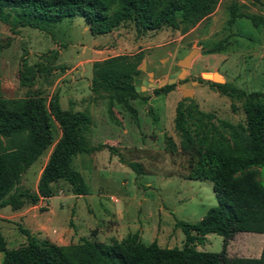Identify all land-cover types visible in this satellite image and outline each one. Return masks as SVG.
<instances>
[{
  "label": "rangeland",
  "instance_id": "374dc122",
  "mask_svg": "<svg viewBox=\"0 0 264 264\" xmlns=\"http://www.w3.org/2000/svg\"><path fill=\"white\" fill-rule=\"evenodd\" d=\"M230 2L241 13L264 16V0H218L207 17L185 32L163 26L139 36L130 23L94 36L79 16L62 18L45 30L24 26L13 33L0 22V96L38 94L47 102L57 94L62 108L89 114V144L105 143L114 149L113 153L102 148L72 158V167L86 184V194L75 195L59 180L51 184L52 195L47 199L25 202L16 210L0 207V233L7 248L25 244L21 229L39 240L61 245L76 243L81 237L120 240L137 231L144 244L155 240L161 247H181L184 235L175 222H196L215 205V198L209 181L184 178L187 156L165 148L166 137L178 146L173 128L176 103L194 104L211 113L215 124L218 119L234 124L243 122L241 100L218 93L211 84L229 83L264 92V25L253 27L244 17L228 23ZM217 41L223 46L221 51L203 53ZM191 48L197 53L185 77L176 80L170 91L154 93L153 88L141 85L148 73L150 82L166 79ZM134 53L141 55L134 77L138 91L136 97L126 100L129 108L90 91L92 62ZM20 76L29 77V82L22 84ZM192 81L199 83L184 86ZM59 134L54 122V140ZM50 147L22 173L20 187L35 190ZM119 156L138 162L142 173L119 162ZM256 178L264 182V168H257ZM258 234H233L226 246L227 255L253 257L259 249ZM221 241L219 235L208 233L195 249L218 252Z\"/></svg>",
  "mask_w": 264,
  "mask_h": 264
},
{
  "label": "trees",
  "instance_id": "16d2710c",
  "mask_svg": "<svg viewBox=\"0 0 264 264\" xmlns=\"http://www.w3.org/2000/svg\"><path fill=\"white\" fill-rule=\"evenodd\" d=\"M218 0H0V22L13 33L19 27L45 30L62 18L79 16L91 35L111 32L124 23L133 26L137 36L163 26L185 32L213 11ZM231 23L237 17L248 19L253 27L264 25V16L241 13L237 5H227ZM220 41L203 49V53L221 51ZM140 53L107 56L91 63L89 89L126 106V100L137 96L134 77ZM49 71L48 69H46ZM29 77H19L22 84ZM201 82V79L199 80ZM175 83L153 88L166 93ZM215 91L241 100L243 122L211 121L212 114L192 104L178 101L174 107L173 128L178 146L169 137L165 148L186 155L184 178L207 180L215 198L199 220L175 222L183 232L180 248L161 247L155 240L144 244L137 231L120 240L102 242L81 237L78 242L58 245L39 240L21 229L25 244L7 248L0 233V264H264V182L257 180V168H264V92L244 90L229 83H212ZM126 108H129L126 106ZM54 122L60 130L54 140ZM90 116L83 110L62 108L57 94L48 101L38 95L20 98L0 96V207L16 210L25 202L35 203L52 195L51 184L62 180L75 195L87 193L86 184L71 161L76 154L102 148L114 152L105 143L89 144L86 132ZM47 154L34 191L20 187L22 173ZM119 162L141 174L136 161ZM237 232L263 234L257 257L228 256L226 246ZM222 238L218 252L196 250L205 235Z\"/></svg>",
  "mask_w": 264,
  "mask_h": 264
},
{
  "label": "water",
  "instance_id": "95a60500",
  "mask_svg": "<svg viewBox=\"0 0 264 264\" xmlns=\"http://www.w3.org/2000/svg\"><path fill=\"white\" fill-rule=\"evenodd\" d=\"M196 53H197V49L191 48L185 55H183L180 59H178L177 60L178 69L169 73L166 79H160L156 83H153V82L149 81L150 80L149 77H150L151 73H148L141 80V85L151 87V88H158V87H161L165 84H172L176 80H182L185 77L186 68L189 66L192 57ZM212 75L215 76L216 74L213 73ZM212 79H215V78L212 77ZM192 83H199V82L198 81L186 82L184 86L190 87L192 85ZM134 90L138 91L137 86H134ZM182 95H184L183 92H182Z\"/></svg>",
  "mask_w": 264,
  "mask_h": 264
},
{
  "label": "crops",
  "instance_id": "0c3cea01",
  "mask_svg": "<svg viewBox=\"0 0 264 264\" xmlns=\"http://www.w3.org/2000/svg\"><path fill=\"white\" fill-rule=\"evenodd\" d=\"M60 56V55H59ZM256 238L259 242V249L256 251V253L253 255V257H257L261 248V244H262V240H263V234L259 233L258 235H256ZM56 244V243H55ZM61 245V244H58ZM238 256H244V255H238ZM0 259H1V253H0Z\"/></svg>",
  "mask_w": 264,
  "mask_h": 264
}]
</instances>
